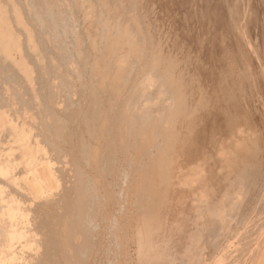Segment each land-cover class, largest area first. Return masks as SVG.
<instances>
[{"label":"bare ground","instance_id":"1","mask_svg":"<svg viewBox=\"0 0 264 264\" xmlns=\"http://www.w3.org/2000/svg\"><path fill=\"white\" fill-rule=\"evenodd\" d=\"M187 2L0 0V264L261 259L264 0Z\"/></svg>","mask_w":264,"mask_h":264},{"label":"rangeland","instance_id":"2","mask_svg":"<svg viewBox=\"0 0 264 264\" xmlns=\"http://www.w3.org/2000/svg\"><path fill=\"white\" fill-rule=\"evenodd\" d=\"M189 2H190V0H188V6H189ZM187 5H184V8L182 9L183 11V13L186 11V9H187V11L189 10V8H191L190 6L188 7ZM190 5H191V2H190ZM185 6H186V9H185ZM188 7V8H187ZM196 26V25H195ZM197 27V26H196ZM174 36V35H173ZM169 49V48H168ZM131 100H133V98H130ZM132 102V101H131ZM156 125H157V123H156ZM155 129H156V126H155ZM154 135H155V131H154ZM259 257H260V255H259ZM255 264H264V251H263V254H262V256H261V259L260 260H257V262L255 263Z\"/></svg>","mask_w":264,"mask_h":264}]
</instances>
